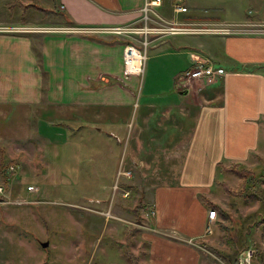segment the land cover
<instances>
[{
    "label": "crops",
    "instance_id": "obj_1",
    "mask_svg": "<svg viewBox=\"0 0 264 264\" xmlns=\"http://www.w3.org/2000/svg\"><path fill=\"white\" fill-rule=\"evenodd\" d=\"M20 1L23 4L24 0ZM144 1L41 0L47 10L40 18L30 14L35 18L8 20L0 14V113L9 116L12 111L10 118H25L23 129L28 136L12 137L16 158L23 153L19 139L38 145L40 164L48 165L46 175L53 177L46 183L53 190L61 184L56 175L63 173L55 169H62L59 163L68 155L69 146L78 151L77 160L81 161L82 145L76 133L82 137L84 130L92 129L99 148L112 136L119 143L124 139L126 159L120 170L129 174L118 172L124 176L123 183L130 185L125 191L142 193L150 186L153 193L151 218L142 220L138 232L143 246L133 248V252H141L139 264H216L202 239L209 223L208 211H216L213 226L220 212L205 200L222 209L223 195L216 188L223 182L219 178L223 168L238 163L253 169L264 159V34L224 33L221 29L264 25V0H247L251 16L239 10L244 0L223 10L220 8L228 0H200L212 14L190 15L191 19L177 15L195 9L197 0L192 5L182 2L187 10L172 11L175 15L171 18L157 6L161 18L171 23L220 28L161 34L149 45L143 78V72L124 77L123 48L134 37L73 29L140 25ZM2 10L0 3V13ZM54 27L61 30L32 34L28 29L13 30ZM204 57L223 67L225 73L190 83L180 79L194 59ZM30 132L32 139L28 140ZM31 147L34 155L36 149ZM105 152L99 149L100 161L109 158ZM200 160H205L210 170V183L184 185L182 177ZM33 163L34 176H45ZM19 164L18 171L23 173ZM77 168L79 172V164ZM134 177H141L140 191L132 183ZM116 215L121 217L119 212ZM260 244L263 251L264 235ZM261 255L252 264H264V253Z\"/></svg>",
    "mask_w": 264,
    "mask_h": 264
},
{
    "label": "rangeland",
    "instance_id": "obj_2",
    "mask_svg": "<svg viewBox=\"0 0 264 264\" xmlns=\"http://www.w3.org/2000/svg\"><path fill=\"white\" fill-rule=\"evenodd\" d=\"M11 2L12 0H0L3 5L2 12H4L0 14L6 15L8 20L10 17L18 20L22 16L35 18L33 15L29 16L30 14L40 18L47 10L41 0H24L23 4L19 1L22 8L17 6L19 2L16 5L13 2L10 4ZM183 2L192 5L194 0H183ZM196 3L198 5L195 9L190 7L188 12L181 13L177 17L191 19L190 15L212 14L211 10L208 11L206 2L197 0ZM7 4L14 8L9 9ZM234 5L236 0H228L220 9H230ZM25 7L28 9L25 10ZM159 8L168 18L175 15L172 12L171 0H164ZM239 10L245 15L252 8L249 2L244 0ZM249 14L251 16L250 12ZM219 16L223 20L224 11H221ZM155 17L160 25L154 22L152 25L165 27L173 25L167 20ZM140 24L142 25L141 21ZM183 25L193 29L220 28L219 25L186 23ZM28 30H32L27 31L32 34L36 30L46 29L28 28ZM160 35V33L148 34L147 39L154 43ZM130 36L134 37L130 40L142 51L141 53L149 55L151 42L148 44V49V46L146 48L142 46V34L131 33ZM145 61H147L146 58L142 61L143 68ZM142 72L143 78L144 71ZM6 114V112L0 113V149L4 150L5 158L14 159L16 163L10 164L14 167L13 170H9V167L7 169L8 187L4 188V193L0 196V264H126L122 257L125 251L132 252L139 260L141 252L135 253L133 248H136L137 244L140 245L139 249L143 246L140 244L141 237L138 232L141 229L142 220L151 218L150 202L153 193L150 186L147 187V192L141 193L139 184L141 177H134L132 182L135 189L140 192L125 191V188L130 185L123 183L124 176L118 172L126 159L124 139L119 143L115 137L109 136L108 144L99 148V140L92 129L84 130L82 137L76 133L82 145L81 161L77 160L79 159L78 151H71L69 146L68 155H65L63 163H59L62 169H55L63 173V175H56L61 184L55 185L56 190H53L47 184L51 183L53 177L48 176V165L40 164L38 145L32 143L27 145L26 139H19L24 156L20 154V157L16 158L17 147H15L14 139H17L19 135L28 136L24 134L26 129H23L25 118L18 120H15V116L10 118L12 111L9 116ZM31 134L33 132L26 137L28 140L32 139ZM31 145L36 149L34 155L31 154ZM99 149H104L109 158L100 161ZM20 160L23 161L22 164H19ZM32 163L36 168L39 165L41 167L39 171L45 176L35 177L33 172L37 171L33 169ZM205 163V160L196 161L190 173L182 177V183L194 186L209 184L211 174L209 168L205 167ZM18 164L21 165L23 173L18 171ZM78 164L79 172L78 168L76 169ZM99 164L104 166L99 167ZM234 164L238 163L232 165ZM91 165L94 168H91ZM239 168L253 172V176L245 179L234 172L221 173L219 177L223 180L221 183L226 184L231 192L227 193L221 183V186H217V193L223 195L221 202L223 208L216 207L220 212L218 215L220 218L218 217L214 226L210 227L213 233H206L202 239L205 250L211 252V257L216 264H228L226 258L233 261L236 255H239L237 264H252L253 259L258 261L264 253V250H261L263 245L260 244L264 235V159L253 169L243 165ZM121 173L129 174L128 171H121ZM39 178L42 181H39ZM29 183L38 187V191H27L26 185ZM0 184H3L1 178ZM249 195L254 196L249 197ZM28 200L35 201L20 202ZM103 204L105 208L102 209ZM118 212L121 217L116 215ZM100 217L104 223L101 222ZM134 236L136 240H133ZM41 242H48V245L43 247Z\"/></svg>",
    "mask_w": 264,
    "mask_h": 264
},
{
    "label": "built area",
    "instance_id": "obj_3",
    "mask_svg": "<svg viewBox=\"0 0 264 264\" xmlns=\"http://www.w3.org/2000/svg\"><path fill=\"white\" fill-rule=\"evenodd\" d=\"M183 0H173L172 1V11L174 13L185 12L187 7L182 4ZM162 0H145L144 4L141 8V17L140 21L142 25L128 24V25H115V26H83V27H75L73 30L76 32H84V33H113L117 35L130 36L131 33H139L142 34L143 41L142 46L145 48L151 42L147 39L148 34L153 33H186V32H195L201 31L200 29H193L188 27L187 25H183V23H178L181 25H176L173 23L170 27L165 26H155L152 25L154 23L160 25L159 20L155 17L157 16L160 20H163L157 12H155V8L157 6H161ZM28 28H15L13 30H25ZM46 30H61L59 28H45ZM210 29V28H208ZM63 30V29H62ZM162 32V33H161ZM221 32L224 33H235V34H243V33H251V34H264V25L254 26L252 28L247 27H239V26H230L226 28H222ZM144 48V49H145ZM142 51L134 45V42L127 43L123 48V71L122 74L124 77H128L130 75H140L143 71L142 61L146 58V54H142ZM145 53V51L143 52ZM139 56L137 59L136 56ZM225 73L223 67H220L215 64V62L207 57L204 58H196L194 59L192 65L184 70L180 79L184 80L185 83H190L192 81H202L207 78H215ZM14 167L12 165L9 166V170H13ZM26 190L29 192H37L38 187L34 184H27ZM4 193V186L0 184V196ZM35 200L28 201H20L22 202H30L33 203ZM215 211H208V220L209 223L205 228L206 233H211V223L212 219L215 217Z\"/></svg>",
    "mask_w": 264,
    "mask_h": 264
},
{
    "label": "trees",
    "instance_id": "obj_4",
    "mask_svg": "<svg viewBox=\"0 0 264 264\" xmlns=\"http://www.w3.org/2000/svg\"><path fill=\"white\" fill-rule=\"evenodd\" d=\"M20 0H14L13 3L16 5L17 2H19ZM20 4V2H19ZM26 8V7H25ZM16 161L14 159H8L5 158V153L3 149H0V178L2 180V183L4 184V188L8 187V183H9V176L7 174V169L9 167L10 164H15ZM240 164H234L231 165V167H224L225 171H230V172H234L235 174L239 175L242 178L248 179L250 177L253 176V172L250 171H244L242 169L239 168ZM223 185V187L226 189L227 193H230L231 190L228 186H226V184L221 183ZM237 195H239L237 193ZM254 195H249V197H253ZM205 202H207V204H209L210 206L216 208L217 205H215L214 203L205 200ZM124 255L126 257V259L130 262V264H139V260L138 257H136L132 252L130 251H125ZM238 261V256H235V259L233 261H230L229 259H227L228 264H237Z\"/></svg>",
    "mask_w": 264,
    "mask_h": 264
},
{
    "label": "water",
    "instance_id": "obj_5",
    "mask_svg": "<svg viewBox=\"0 0 264 264\" xmlns=\"http://www.w3.org/2000/svg\"><path fill=\"white\" fill-rule=\"evenodd\" d=\"M41 245H42L43 247H45V246L48 245V242H41Z\"/></svg>",
    "mask_w": 264,
    "mask_h": 264
},
{
    "label": "bare ground",
    "instance_id": "obj_6",
    "mask_svg": "<svg viewBox=\"0 0 264 264\" xmlns=\"http://www.w3.org/2000/svg\"><path fill=\"white\" fill-rule=\"evenodd\" d=\"M136 57H137V59H139V56L138 55Z\"/></svg>",
    "mask_w": 264,
    "mask_h": 264
}]
</instances>
